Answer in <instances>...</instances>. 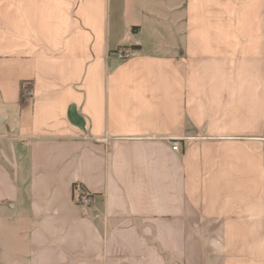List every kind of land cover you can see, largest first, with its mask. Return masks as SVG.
<instances>
[{"label":"crops","instance_id":"obj_1","mask_svg":"<svg viewBox=\"0 0 264 264\" xmlns=\"http://www.w3.org/2000/svg\"><path fill=\"white\" fill-rule=\"evenodd\" d=\"M0 214L2 264H264V0H0Z\"/></svg>","mask_w":264,"mask_h":264},{"label":"rangeland","instance_id":"obj_2","mask_svg":"<svg viewBox=\"0 0 264 264\" xmlns=\"http://www.w3.org/2000/svg\"><path fill=\"white\" fill-rule=\"evenodd\" d=\"M120 49L124 50L125 48H120ZM2 216H4V215H2ZM10 221H12V222H10ZM13 223H14V219H11L8 222L9 225L5 224V218L1 217V214H0V239L5 238L4 235H6V237L8 238V243H7L8 245L6 244L7 247L4 246V248L7 249L6 256H7V254H9V255L14 254V252L11 250V248H13V246L15 247V249L20 248V247L21 248L24 247V244L20 243L21 242L20 237H22V236L19 235V233L21 232L22 229H20V227L18 228L17 226H16L17 228H15L13 226ZM0 255H3V251H2L1 247H0ZM3 261L9 262L10 260L4 259ZM0 264H2L1 260H0Z\"/></svg>","mask_w":264,"mask_h":264},{"label":"trees","instance_id":"obj_3","mask_svg":"<svg viewBox=\"0 0 264 264\" xmlns=\"http://www.w3.org/2000/svg\"><path fill=\"white\" fill-rule=\"evenodd\" d=\"M134 29V27H133ZM73 198L78 204H82L84 200L90 201L91 194L87 193L79 183H74L72 186Z\"/></svg>","mask_w":264,"mask_h":264},{"label":"built area","instance_id":"obj_4","mask_svg":"<svg viewBox=\"0 0 264 264\" xmlns=\"http://www.w3.org/2000/svg\"><path fill=\"white\" fill-rule=\"evenodd\" d=\"M131 54H132L131 51L130 50H127V49L126 50L119 49L117 51V55H118L119 58L127 57V56H129ZM23 92L26 95H28V96L31 95L30 89L27 88V87H25L24 85H23ZM172 149L173 150H176V151L179 149V141H177V140H173L172 141Z\"/></svg>","mask_w":264,"mask_h":264}]
</instances>
